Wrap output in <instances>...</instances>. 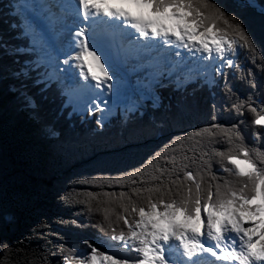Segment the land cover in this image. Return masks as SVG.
<instances>
[{
    "label": "snow or ice",
    "instance_id": "obj_1",
    "mask_svg": "<svg viewBox=\"0 0 264 264\" xmlns=\"http://www.w3.org/2000/svg\"><path fill=\"white\" fill-rule=\"evenodd\" d=\"M242 7L264 20V0H243ZM7 8L13 35L0 36V82L50 140H59L60 131L44 121L40 101L49 93L69 117L87 104L101 128L119 110L127 133L121 139H148L172 117L166 97L186 106L205 83H215L218 65L233 66L242 50L264 71V42L214 0H10ZM244 103L252 136L264 141V104L249 98L232 107L239 112ZM185 135L194 142L171 137L119 176L77 180L81 203L92 212L95 201L107 234L103 250L87 239L83 251L58 249L60 264H264V150L245 146L235 124L210 123ZM204 137L225 141L214 153L222 158L217 172L226 176L211 172ZM197 153L208 179L180 167ZM23 255L0 241V264H21Z\"/></svg>",
    "mask_w": 264,
    "mask_h": 264
},
{
    "label": "trees",
    "instance_id": "obj_2",
    "mask_svg": "<svg viewBox=\"0 0 264 264\" xmlns=\"http://www.w3.org/2000/svg\"><path fill=\"white\" fill-rule=\"evenodd\" d=\"M9 2L0 0V36L11 40L13 34L8 22L12 17L7 15ZM214 2L242 17L248 31L257 41L264 42V20L258 13L242 7L236 0ZM255 59L259 61L260 56ZM8 60L10 58H4V61ZM234 61L233 66H226L214 77L215 83L210 86L205 83L186 106L181 108L184 102H178L175 96L171 100L166 97L165 103L173 105L172 117L160 133L148 139H121L124 129L119 115L111 118L103 128L96 125L95 116L81 119L73 113L69 117V110L58 111L60 98L49 93L46 100L40 101L44 121L60 131L59 140H50L39 125L18 110L11 94L5 90V82H0V241L21 249L24 253L21 264L25 261L60 264L58 249L83 250V240L94 244L95 238L102 239L94 234H107V223L96 211L95 201L92 212L81 203L84 194L78 191L81 187L77 184L78 179L87 174L99 179L100 173L119 176L120 172L138 166L148 155L162 150L171 137L179 136L189 144L193 143L185 134L210 123L223 125L225 129L235 124L245 146L264 150V141L251 134V113L246 103L239 112L232 107L248 102L249 98L256 106L264 104V71L243 50ZM177 108L181 110L177 111ZM213 112L215 121L211 120ZM224 146L223 139L215 142V138L204 137L203 148L208 152L205 159L211 163V172L220 176L227 174L217 172L222 158L215 155L214 148ZM198 156L199 153L197 157L189 154V159L183 160L180 167L186 165L194 173L200 170L208 179ZM160 164L163 165L162 160ZM146 171L151 174L152 169ZM120 183L128 185V178L120 177ZM113 190L118 194L123 189L113 186ZM62 194L66 196L64 200L58 198ZM111 219L119 231L122 224H116L115 216Z\"/></svg>",
    "mask_w": 264,
    "mask_h": 264
},
{
    "label": "rangeland",
    "instance_id": "obj_3",
    "mask_svg": "<svg viewBox=\"0 0 264 264\" xmlns=\"http://www.w3.org/2000/svg\"><path fill=\"white\" fill-rule=\"evenodd\" d=\"M224 66H226V65H223V66H221V65H218V67H220V72L222 71V68L224 67ZM206 84H208L209 86L210 85H212V83H206ZM87 106L88 105H86V107H84L83 108V110L82 111H80V112H78V113H75L78 117H80L81 119L82 118H87V117H96L97 115H99V113L98 112H93L91 115H89L88 113H87ZM101 107H103V106H101ZM117 115H119V110H117V112H116V114L114 115V116H117ZM114 116H112V117H109L108 118V121L111 119V118H113ZM95 235V237H100V238H103L104 236H101V235H99L98 233H97V235L96 234H94ZM94 239V238H93ZM94 245H99V246H101L102 247V250H103V239H99V240H97L96 238H95V243H94ZM83 250H84V246H83ZM83 250H81V251H83Z\"/></svg>",
    "mask_w": 264,
    "mask_h": 264
},
{
    "label": "water",
    "instance_id": "obj_4",
    "mask_svg": "<svg viewBox=\"0 0 264 264\" xmlns=\"http://www.w3.org/2000/svg\"><path fill=\"white\" fill-rule=\"evenodd\" d=\"M236 1H239L240 3H243V0H236Z\"/></svg>",
    "mask_w": 264,
    "mask_h": 264
},
{
    "label": "bare ground",
    "instance_id": "obj_5",
    "mask_svg": "<svg viewBox=\"0 0 264 264\" xmlns=\"http://www.w3.org/2000/svg\"><path fill=\"white\" fill-rule=\"evenodd\" d=\"M105 95H108L107 93H105Z\"/></svg>",
    "mask_w": 264,
    "mask_h": 264
}]
</instances>
